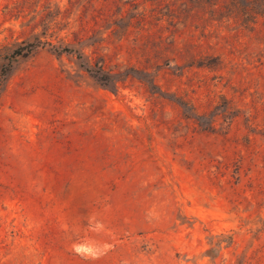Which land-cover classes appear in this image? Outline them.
<instances>
[{"label":"rangeland","instance_id":"1","mask_svg":"<svg viewBox=\"0 0 264 264\" xmlns=\"http://www.w3.org/2000/svg\"><path fill=\"white\" fill-rule=\"evenodd\" d=\"M0 95V264H264V0H0Z\"/></svg>","mask_w":264,"mask_h":264},{"label":"trees","instance_id":"2","mask_svg":"<svg viewBox=\"0 0 264 264\" xmlns=\"http://www.w3.org/2000/svg\"><path fill=\"white\" fill-rule=\"evenodd\" d=\"M8 8V7H7ZM46 45H49L50 48L54 51H60V52H73L74 48L66 46V45H55L52 42L44 41L40 37H35L34 40L28 41L24 40L22 41L18 47L13 51L12 56H27L31 54L35 49L39 47H44ZM11 62H9L7 65H3L1 68V75L5 76L8 71L10 70ZM0 101H1V95H0Z\"/></svg>","mask_w":264,"mask_h":264}]
</instances>
